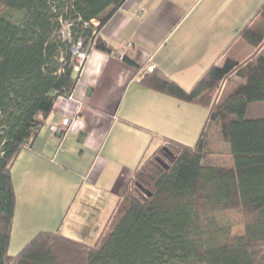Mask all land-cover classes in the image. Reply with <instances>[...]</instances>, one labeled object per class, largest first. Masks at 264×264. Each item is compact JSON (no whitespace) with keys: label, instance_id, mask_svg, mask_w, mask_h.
<instances>
[{"label":"trees","instance_id":"1","mask_svg":"<svg viewBox=\"0 0 264 264\" xmlns=\"http://www.w3.org/2000/svg\"><path fill=\"white\" fill-rule=\"evenodd\" d=\"M124 1L0 0V264H264V117L245 118L249 104L264 102V3L232 41L252 49L243 60L213 63L189 90L157 69L138 76L140 86L197 104L207 118L193 146L165 139L138 164L97 244L39 231L9 254L11 167L57 99L71 96L78 77L73 46L92 41L95 50L115 52L99 31ZM119 58L135 66L129 54ZM233 77L240 82L219 103ZM212 123L226 156L208 133ZM229 213L239 217V230Z\"/></svg>","mask_w":264,"mask_h":264},{"label":"crops","instance_id":"2","mask_svg":"<svg viewBox=\"0 0 264 264\" xmlns=\"http://www.w3.org/2000/svg\"><path fill=\"white\" fill-rule=\"evenodd\" d=\"M263 3L125 0L99 31L115 52L90 51L71 96L57 99L11 167L9 248L19 251L39 231L97 244L138 164L165 139L193 146L207 118L205 108L142 87L138 76L153 67L189 90L213 63L243 60L252 49L232 41ZM125 54L135 66L119 58Z\"/></svg>","mask_w":264,"mask_h":264},{"label":"rangeland","instance_id":"3","mask_svg":"<svg viewBox=\"0 0 264 264\" xmlns=\"http://www.w3.org/2000/svg\"><path fill=\"white\" fill-rule=\"evenodd\" d=\"M17 18V17H16ZM247 57V56H246ZM240 82V79L237 77L231 78L229 81H227L223 87L221 88L219 95H218V102L224 101V99L227 98V96L232 92L234 87ZM207 112V111H206ZM207 116V115H206ZM264 117V102H257V103H252L248 105L247 112L245 114L246 119H254V118H263ZM230 120H236L235 116H231ZM208 133L213 137V140L222 145V154L223 156H226V152L228 151L227 147L225 149V146L222 144V142L219 139V135L217 132V128L215 125L212 123V125L209 126L208 128ZM222 160H226V157H221ZM228 161V159H227ZM229 163L226 162V165ZM227 217L230 219L231 223L233 224V231H237L240 229V220L239 217L234 214V213H229L227 214ZM227 218V219H228ZM18 248H15L14 245L11 246V249L9 248L8 252L10 255H13L16 253Z\"/></svg>","mask_w":264,"mask_h":264},{"label":"built area","instance_id":"4","mask_svg":"<svg viewBox=\"0 0 264 264\" xmlns=\"http://www.w3.org/2000/svg\"><path fill=\"white\" fill-rule=\"evenodd\" d=\"M93 50V42L91 41L88 45H85L82 41H78L72 48L71 53L75 60V67L74 71L80 72L90 51ZM153 67H149L147 72H152ZM68 120H64L62 122V127L68 124ZM62 127H52L51 131L55 134L60 136L64 132V128Z\"/></svg>","mask_w":264,"mask_h":264},{"label":"water","instance_id":"5","mask_svg":"<svg viewBox=\"0 0 264 264\" xmlns=\"http://www.w3.org/2000/svg\"><path fill=\"white\" fill-rule=\"evenodd\" d=\"M5 167V162L4 160L0 157V189L3 188L4 186V181H5V174L3 173V169Z\"/></svg>","mask_w":264,"mask_h":264}]
</instances>
